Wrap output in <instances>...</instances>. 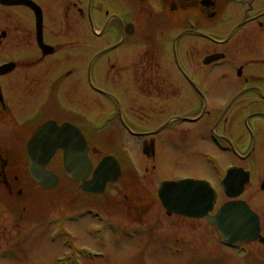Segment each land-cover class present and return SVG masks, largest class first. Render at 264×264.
Returning <instances> with one entry per match:
<instances>
[{"label":"flooded vegetation","instance_id":"1","mask_svg":"<svg viewBox=\"0 0 264 264\" xmlns=\"http://www.w3.org/2000/svg\"><path fill=\"white\" fill-rule=\"evenodd\" d=\"M7 64L0 76L3 193L21 195L33 183L28 143L50 121L78 128L95 164L92 117L103 106L104 126H116L104 137L118 129L139 134L142 150L154 146L151 158L143 154L154 171L173 136L178 153L189 151L211 172L186 177L214 185L225 178L226 170L215 174L207 164L208 148L219 162L227 158L222 169H244L241 195L220 191V199L244 200L258 214L262 238L232 251L250 249L244 263L264 264V0H0V67ZM211 133L231 150L218 153ZM62 156L49 165L62 171ZM145 199L125 197L138 208ZM256 251L260 262L249 261Z\"/></svg>","mask_w":264,"mask_h":264},{"label":"rangeland","instance_id":"2","mask_svg":"<svg viewBox=\"0 0 264 264\" xmlns=\"http://www.w3.org/2000/svg\"><path fill=\"white\" fill-rule=\"evenodd\" d=\"M95 113L92 119L99 125L107 110L98 105ZM106 129L97 128L98 148L116 154L123 173L101 198L79 196L77 186L63 176L51 192L44 193L33 183L21 195L8 196L0 189V264H57L66 254L64 240L73 246L69 252L80 255L81 264H245L244 257L218 245L219 235L210 226L204 228V220L177 221L166 215L157 198L158 180L211 174L189 151L177 152L182 146L177 137L170 140L169 136L163 142L154 171L155 162L143 158L139 140H124L120 135L107 138L103 134L110 130ZM225 160L220 162L227 164ZM136 195L147 198L140 208L125 200V196ZM87 207L109 217L110 223L91 218ZM132 229L135 238L124 231ZM51 233L57 235V241H50ZM89 252L104 256L90 260L86 257ZM250 259L260 262L259 253L253 252Z\"/></svg>","mask_w":264,"mask_h":264},{"label":"water","instance_id":"3","mask_svg":"<svg viewBox=\"0 0 264 264\" xmlns=\"http://www.w3.org/2000/svg\"><path fill=\"white\" fill-rule=\"evenodd\" d=\"M29 146L36 149L35 152L33 149L31 155V175L45 189L56 188L59 184L56 173L46 168L59 148L65 150L64 161L68 175L75 181L83 183L80 188L82 192L100 194L108 182H116L122 175L120 163L112 156L104 157L94 169L84 137L78 129L67 124L61 128L51 123L46 124L38 131ZM92 172L93 179L87 181ZM240 191L228 189L227 194L235 197ZM159 196L169 213L197 218L208 216L209 221L222 233L224 240L230 243L245 239L249 236L247 233L255 236L259 229L257 217L245 203L226 204L215 216H211L215 195L210 186L201 181L164 183L159 190Z\"/></svg>","mask_w":264,"mask_h":264},{"label":"bare ground","instance_id":"4","mask_svg":"<svg viewBox=\"0 0 264 264\" xmlns=\"http://www.w3.org/2000/svg\"><path fill=\"white\" fill-rule=\"evenodd\" d=\"M135 238V237H134Z\"/></svg>","mask_w":264,"mask_h":264}]
</instances>
